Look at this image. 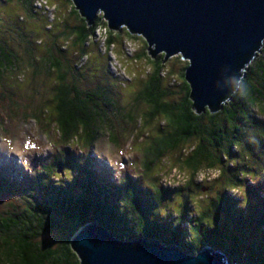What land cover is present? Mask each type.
Returning <instances> with one entry per match:
<instances>
[{"label":"trees","instance_id":"16d2710c","mask_svg":"<svg viewBox=\"0 0 264 264\" xmlns=\"http://www.w3.org/2000/svg\"><path fill=\"white\" fill-rule=\"evenodd\" d=\"M16 1L21 8L14 29L22 35L18 40L26 51L20 58L12 47L10 36L0 31V83L8 81L10 91V95L0 96L3 101L10 97L0 109V129L10 131L9 113L15 116L10 115L12 120L17 118L16 122L25 126L35 122L41 134L48 132L50 135L55 128L61 146L71 149L60 148L58 155L44 161L41 167L29 168L25 178L16 180L7 175L9 179L0 180V203L13 200L5 212H0V264H82L72 247V239L90 223L125 242L143 238L168 247L178 246L190 254L210 246L226 254L231 262L264 264V180L258 176L254 179L255 175L253 178L247 176L241 164L225 153V150L229 152L233 159L255 157V161L264 166V158H261L264 152V48L239 79L232 100L222 104L219 111L207 107L201 113L194 109L191 86L186 80L189 62L181 74L182 80H177L181 94L177 100L171 89L176 78L167 64L170 60L166 62L164 54L156 58L150 53L137 54L133 61L137 63L145 58L153 71L140 86H134L137 85L134 77L127 71L123 73L129 81L113 76L125 88L128 84L129 91L140 89L132 104L137 105L135 108L119 109L111 87L108 89L100 84L90 92L82 89L81 81L88 78L80 69L89 58L88 47L97 44L105 67L111 70L114 66L111 63L113 53L118 65L127 70L124 64L129 60H123L124 51L117 47L120 39L122 47L132 44L130 40L138 37L127 27L111 29L102 15L90 26L72 0L64 1L71 3L76 22L72 27L57 10L58 4L50 0ZM51 6H55L56 23L55 19L50 20ZM34 20L46 23L45 30L36 31V36L32 30L20 27ZM55 25L65 36L62 43L67 44L68 49L72 45L77 54L81 53L79 62L74 63L65 53L67 46H60V38L56 41L58 34L51 43L43 39L44 34L54 39L46 28L52 30ZM123 33L128 38L122 39ZM40 44L46 48L41 55L38 52ZM18 72L25 77L26 74L32 76L30 85L33 86L41 87L40 83H44L41 76L52 79V86L47 89L50 97L33 105L24 93L22 96L27 104L16 101L14 98L23 89L14 88L8 79L15 75L16 81H20ZM105 76L110 86L111 79L118 84L110 72H105ZM27 93L30 101L36 96L31 91ZM140 105L146 108L138 112ZM116 122L125 127L119 129ZM127 135H131L132 140L137 138L136 142L145 136L151 137V143L144 149L147 174L156 170L167 172L169 168L164 166L165 162L175 157L180 164L170 167V171L178 172V178L183 180L190 172L187 182L176 188L167 185V188L145 187L129 174L112 178L97 171L99 157L92 152L93 145L119 148L122 138L129 137ZM72 144L81 153H84L82 146H86L89 154H76ZM211 172H218V184L223 180L226 184L220 186L215 198L205 194L210 203L204 205V201L193 196V189L201 190L202 184L197 179L201 173L208 176ZM249 179L254 186L244 185ZM240 187L246 192L233 196ZM177 196L182 199L180 213L164 214L161 211L163 202ZM191 208L197 210L194 213L197 217L188 221ZM54 233L58 234V240L45 239Z\"/></svg>","mask_w":264,"mask_h":264},{"label":"water","instance_id":"95a60500","mask_svg":"<svg viewBox=\"0 0 264 264\" xmlns=\"http://www.w3.org/2000/svg\"><path fill=\"white\" fill-rule=\"evenodd\" d=\"M72 1L90 26L102 15L111 29L142 36L154 58L182 54L198 113L232 100L264 48V0ZM72 247L82 264H243L210 246L190 254L143 238L125 242L94 223L73 236Z\"/></svg>","mask_w":264,"mask_h":264},{"label":"rangeland","instance_id":"374dc122","mask_svg":"<svg viewBox=\"0 0 264 264\" xmlns=\"http://www.w3.org/2000/svg\"><path fill=\"white\" fill-rule=\"evenodd\" d=\"M50 1L52 4H58L57 10L59 9V11L61 12L60 14L62 16L63 15L65 16V18L67 19L66 23L68 25L72 27L73 25L76 24L73 13L71 12V8H72L70 5L71 3L68 2L65 3L64 2L65 0H50ZM54 7L55 6L50 7L51 15L49 16H50V20L55 19L54 23H56L57 22L56 10H54ZM20 8H21L20 4L16 0H0V31L4 32L7 37L10 36L9 39L11 40L12 47L15 48L14 51H16V53L21 58L22 56L25 55L26 49L24 45L20 42V40H18L21 34L16 29H14V25H15L14 22H16L17 12L19 11ZM39 14L41 15V13ZM54 15L55 17H53ZM41 17L43 18V16H39L38 18ZM45 24L46 23L43 21L40 22L38 20H34V22H30V24L27 26L20 24V27H23L26 30L28 29L32 30L34 32L33 34H35L36 36L37 34L35 33L36 31L39 32L45 30ZM46 30H48L52 34V36H54V39L49 38L44 34L43 35L44 40L51 43L53 42V40H55V36L58 34L59 37L56 38V41L58 42V39L60 38V46H64V45H65L64 47L67 46V50L64 51L65 53L67 52L71 60L74 63L75 62L77 63L79 62V60H81L80 59L81 53L77 54L76 48H73L72 45H69L70 47L68 49V45L62 43L63 41H65V36L64 35L62 36L59 33L60 31L59 26L55 25L52 30L50 28L48 29L46 28ZM47 35L50 36L49 33ZM136 36L138 38H134L133 40H130L132 44L126 43L122 47H121L122 40L120 39L117 47L119 50L122 49L124 51L123 60L124 61L129 60L127 61L128 62L127 64L126 63L124 64L125 66H127V70L125 68L122 69V67L118 65L116 60H114L116 56L112 52L111 55L113 60L111 63H113L114 66L111 68V70H109L108 66L105 67L104 65L105 63L102 62V58L100 56L102 53L100 52L98 45L91 44L88 47V52H87L89 58H86L87 60L85 59L86 60L85 64L82 66L83 68L80 69L81 73L83 74L86 73L85 76L88 78L86 80L81 81L82 89L90 92L91 89H95V86L100 84L108 89H110L111 87L112 90L115 92L114 98L117 99L119 109H122V107H130V106H132V108H135L137 105L134 107V105L132 104H134L135 102L136 91L138 92L140 89L134 88L133 91H129V88L127 87L128 84L125 88L124 86H122V84L120 85L119 81L116 80L113 76L114 75L118 77L120 76V81H124V80L129 81L126 74L123 73V70L127 71V74L132 75V78L134 77L135 80L134 84H137L134 86H140V84H142L143 81L147 80V76L152 73L153 70L149 65L150 63H147L146 62L147 60L145 58L141 61L138 60L137 63L133 61V59L136 57L137 54L138 55L149 54L148 44L145 41V39L140 35H136ZM121 37L122 39L125 37L128 38V35L126 33H123ZM70 43H72V41ZM101 48H103L102 44H101ZM45 49L46 48L41 44L38 45V52L40 53V55L45 52ZM181 55L173 57L167 63L169 65V69L173 71L174 76L176 78V81L173 82L174 85L172 86L171 89L175 91V94L177 95V100H179L178 97H181V94L179 92L180 86L178 81L182 80L181 74L183 73V69L188 64V61L184 60ZM101 64L102 66L100 67ZM115 66L119 70L115 69L114 68ZM105 72H110V74L112 75L111 78H114L118 84L116 85L115 81H112V79H111V86L110 84H107ZM21 74L22 73L18 72V76L19 75L21 76V79H19L20 81H16L17 78L15 75H11L10 79H8L10 82H12L14 88L18 87L19 90L23 89V92L20 91L19 96L14 98L16 101H20L22 105L27 104V101H29L33 105H38L40 101L46 100V98L50 97V93L47 89L52 86V79L41 76V79L42 81H44V83L43 82L42 84L40 83L41 87H39V86H33V84L30 85V81L33 80L32 76H28V74H26L25 77ZM5 90L8 92H3ZM30 91L33 92L34 95H36L34 99L31 101L29 100L28 98L29 95L27 93ZM35 91L38 94H36ZM9 92L10 91H9L8 81L4 83H0V96L5 93L10 95ZM24 93L27 94V95L25 94L27 96L26 98L27 101L22 96ZM8 99H10V97ZM7 100L3 101L2 98L0 97V109L1 106L4 107L7 104L6 103ZM140 106L141 107L137 109L138 112H141L144 108H146V105H140ZM10 115L12 117H15L12 114L9 113L7 114V116L10 119V124H9L10 131L6 129L4 132H2L0 129V180L1 181H3L4 179H9L8 176H11V178H14L16 180H19L20 178H25L28 176L29 168L33 167L34 165H36L35 168L41 167V164L44 161H46L49 158H52L55 155L57 156L58 150L60 148L65 150L71 149V148H67V146L65 145L61 146L62 141L60 136L56 133L55 128L52 130L50 135L44 129L42 131L46 133L41 134L39 127L36 126L35 122H29L28 125L25 126V124L21 122H16L18 121L17 118L15 120H12ZM116 123L120 127L119 129L125 127V125H123L122 123L119 122ZM137 127H138L137 129H139V126ZM130 128L134 129V126L131 125ZM124 134L126 135L129 133H124ZM43 135L47 137L44 138L42 137ZM127 136L129 137L122 138V143L119 145V148L116 147L110 148L112 149V151L108 148L107 145L106 146L104 145L103 148H101L99 144L93 145L94 147H92L91 150H93L92 152L98 154L99 157L98 159L99 166L96 168L97 171L104 172L105 174L111 176L112 178H119L121 177V175L129 174V176L132 177L133 180L135 181L140 180L141 184L145 187L147 186L152 187L158 185L167 188L165 186L167 185V186H171V188H176L179 185H184V183L187 182L188 174L190 173L189 171L188 174L184 173L185 174L184 180L178 178L179 175L178 172L174 173L170 171V167H175L176 165L180 164V162H178L175 157H170L172 161H170L169 163L165 162L164 166L167 165L168 166L167 168H169L167 172L166 171L159 172L158 170H156L152 174H147L146 173L147 170L145 169L146 156L144 149L148 146V143H151L150 141L151 137L148 138L147 136L145 137L143 136L144 137L143 139H138V142H136L137 138L135 140H132L130 139L132 137L131 135H127ZM136 137L138 136L136 135ZM135 145H138V147H136ZM71 146H73L76 154H84V156L85 155L87 156L89 154L90 149L89 148L86 149L87 148L86 146H82L84 153H81L79 148H77L75 145L72 144ZM225 147L226 145L224 146V148ZM61 153H63L62 150ZM225 153L229 154L232 160L238 161L239 162L238 164H241V167H243L242 172H245L247 176L249 177L252 176L253 178L255 175L254 179L256 178V176H258L262 178V181L264 180V166L262 167L261 164H258L255 161V157H252L249 160L240 159V158L233 159L229 152L225 150ZM262 155L264 156V152L262 153ZM263 156L261 158H264ZM176 157H178V155ZM257 167H258V171H256ZM60 170L62 171V169ZM202 173L197 179V182L201 183L202 184L201 187L203 188L201 190L199 188L193 189V191H195V194L193 196H197L199 200L204 201V205H208L210 201H207L209 199L205 196V194L208 193L210 198H215L216 196L219 195L220 186L226 184V180L221 181V185H220L218 184L220 181L217 180L218 172H211L209 173L208 176L207 174H202ZM205 176L208 178H206ZM169 180L171 181L170 183ZM244 185L246 187L254 186V184L250 179L247 180V182H244ZM211 188L213 189L211 190ZM240 192L242 193L246 191L243 189V187H240L237 191H235V193H232V195L236 197L238 195L240 196L241 195ZM12 201L13 200L10 199L3 200L0 203V212L3 211L5 212L9 208V205L12 204L11 203ZM181 202L182 199L179 196L173 197L163 202L161 211L166 215L167 214L178 215L181 209ZM204 208H206V206ZM196 211L197 210H195L194 208H191L190 211L191 215L189 216L188 221H190L191 218L195 219L197 217V215L194 214ZM45 239H47L48 241L58 240L59 236L57 233H54L48 235L47 238Z\"/></svg>","mask_w":264,"mask_h":264}]
</instances>
